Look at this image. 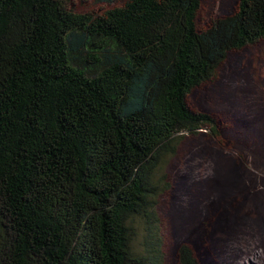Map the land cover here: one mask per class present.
<instances>
[{"label": "trees", "instance_id": "16d2710c", "mask_svg": "<svg viewBox=\"0 0 264 264\" xmlns=\"http://www.w3.org/2000/svg\"><path fill=\"white\" fill-rule=\"evenodd\" d=\"M117 1L0 0V264H164L161 165L178 136L218 131L186 95L264 38V0L202 29L201 0Z\"/></svg>", "mask_w": 264, "mask_h": 264}, {"label": "rangeland", "instance_id": "374dc122", "mask_svg": "<svg viewBox=\"0 0 264 264\" xmlns=\"http://www.w3.org/2000/svg\"><path fill=\"white\" fill-rule=\"evenodd\" d=\"M67 3L94 14L121 5L117 0ZM235 5L236 0H201L197 28L233 12ZM186 103L213 115L218 131L216 136L207 130L178 136L174 153L161 165L166 178L156 214L164 264H177L180 244L189 246L197 264H209L206 250L212 245L219 255L236 248L263 254L258 244L264 237V38L231 50L212 75L188 92ZM245 255L241 260L248 262Z\"/></svg>", "mask_w": 264, "mask_h": 264}, {"label": "bare ground", "instance_id": "6f19581e", "mask_svg": "<svg viewBox=\"0 0 264 264\" xmlns=\"http://www.w3.org/2000/svg\"><path fill=\"white\" fill-rule=\"evenodd\" d=\"M212 185H216V182L211 183ZM210 184V185H211ZM209 182H200L198 186L205 187L208 186ZM222 185H228L227 183H222ZM219 200V199H218ZM261 244H258L261 249L263 254H258L257 251L252 250L249 252V249L242 250L241 248H236L235 251H224L222 255H219L216 253L217 250L212 252V248L214 247L209 246V250H206L207 255L210 257L209 264H233L234 259H239L237 260V264H264V237H261ZM216 249V248H215ZM241 249V250H240ZM217 256V260L215 261L214 255ZM246 254L248 258V262L245 261L244 259L241 260V255ZM213 255V256H212ZM245 255V256H246ZM233 261V262H232Z\"/></svg>", "mask_w": 264, "mask_h": 264}]
</instances>
